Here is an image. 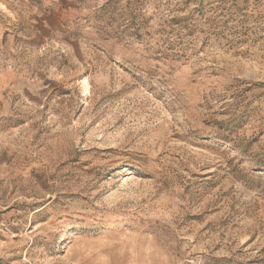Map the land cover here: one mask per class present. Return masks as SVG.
Listing matches in <instances>:
<instances>
[{
	"label": "rangeland",
	"instance_id": "1",
	"mask_svg": "<svg viewBox=\"0 0 264 264\" xmlns=\"http://www.w3.org/2000/svg\"><path fill=\"white\" fill-rule=\"evenodd\" d=\"M0 264H264V0H0Z\"/></svg>",
	"mask_w": 264,
	"mask_h": 264
}]
</instances>
